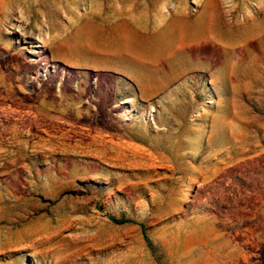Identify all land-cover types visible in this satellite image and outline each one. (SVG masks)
Here are the masks:
<instances>
[{
  "label": "rangeland",
  "instance_id": "1",
  "mask_svg": "<svg viewBox=\"0 0 264 264\" xmlns=\"http://www.w3.org/2000/svg\"><path fill=\"white\" fill-rule=\"evenodd\" d=\"M0 264H264V0H0Z\"/></svg>",
  "mask_w": 264,
  "mask_h": 264
},
{
  "label": "crops",
  "instance_id": "2",
  "mask_svg": "<svg viewBox=\"0 0 264 264\" xmlns=\"http://www.w3.org/2000/svg\"><path fill=\"white\" fill-rule=\"evenodd\" d=\"M120 25L121 26H124V28H127L126 29V31L124 32V34L121 36L117 31L115 32V36H120L121 38V40H122V42L124 43V46H123V48H124V51H123V56H125L124 58L127 60H131V61H133L134 62V60H136V62L139 64L140 63V60H139V58H140V49L138 48V47H136L135 45H134V43L132 42V40H131V36H132V33H133V30H132V28L129 26V25H127L126 23H120ZM130 35V36H129ZM113 37H114V35H113ZM128 68V67H127ZM123 74H127L128 76L131 74V72L128 70V69H126V72L124 71L123 72ZM137 74H139L137 71H134L133 72V81L135 82H137V81H139L135 76L137 75ZM135 75V76H134ZM140 83V82H139Z\"/></svg>",
  "mask_w": 264,
  "mask_h": 264
},
{
  "label": "trees",
  "instance_id": "3",
  "mask_svg": "<svg viewBox=\"0 0 264 264\" xmlns=\"http://www.w3.org/2000/svg\"><path fill=\"white\" fill-rule=\"evenodd\" d=\"M110 220H112L114 223L119 224V225H120V224H125V223H128V222H129V221L126 220V219L116 220V219H114V218H112V217H110ZM142 234H143L144 239H145V241H146V243H147V246H148V247H151V246H152V245H151V242L149 241L148 237L146 236L145 231H144L143 228H142Z\"/></svg>",
  "mask_w": 264,
  "mask_h": 264
}]
</instances>
